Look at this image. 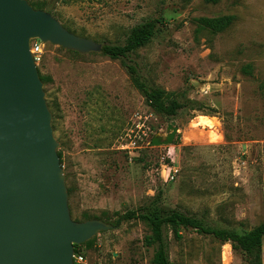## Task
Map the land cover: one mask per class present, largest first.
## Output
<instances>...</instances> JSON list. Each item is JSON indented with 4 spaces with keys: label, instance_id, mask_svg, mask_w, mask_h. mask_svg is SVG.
Segmentation results:
<instances>
[{
    "label": "rangeland",
    "instance_id": "1",
    "mask_svg": "<svg viewBox=\"0 0 264 264\" xmlns=\"http://www.w3.org/2000/svg\"><path fill=\"white\" fill-rule=\"evenodd\" d=\"M28 1L100 43L123 42L136 24L159 20L152 40L130 59L150 85L178 93L184 104L174 117L159 113L120 59L43 42L36 64L47 78L71 216L116 226L78 247L85 264H152L148 223L115 222L159 192L166 208L212 226L245 232L264 222V0ZM220 15L235 16L224 31L201 26L199 18ZM197 114L217 118L220 139L210 142L208 129L189 126ZM170 124L178 129L173 142L153 145L172 132ZM134 140L139 148H131ZM163 230L171 264H243L213 235Z\"/></svg>",
    "mask_w": 264,
    "mask_h": 264
},
{
    "label": "water",
    "instance_id": "2",
    "mask_svg": "<svg viewBox=\"0 0 264 264\" xmlns=\"http://www.w3.org/2000/svg\"><path fill=\"white\" fill-rule=\"evenodd\" d=\"M79 53L102 43L78 35L28 0H0V264H76L75 244L116 227L72 218L53 114L31 41ZM153 145L169 144L177 127Z\"/></svg>",
    "mask_w": 264,
    "mask_h": 264
},
{
    "label": "trees",
    "instance_id": "3",
    "mask_svg": "<svg viewBox=\"0 0 264 264\" xmlns=\"http://www.w3.org/2000/svg\"><path fill=\"white\" fill-rule=\"evenodd\" d=\"M206 1L210 3L218 2V0ZM32 4L37 8H44L43 4ZM234 19V15H220L201 17L199 21L201 26L213 32H221L227 29L233 23ZM158 23L159 20L152 19L136 24L132 27L123 42L102 43L101 54L107 55L112 59H120L123 66L127 69L133 84L142 92L146 102L157 112L174 117L184 107L179 94L159 86L150 85L141 72L139 63L130 59V56L136 50L152 40L156 33ZM243 70L245 73L252 74V66L249 64L245 65ZM41 78L44 82L47 79L43 75H41ZM263 84L264 82L261 86ZM58 153L62 162V152L59 151ZM69 193H72L71 188H69ZM103 220L106 221V219ZM131 220L145 221L151 228V234L146 236L145 242L148 246L154 247L152 264H171L168 259V243L163 230L164 225H168L177 236H179V228L181 226L191 227L200 233L213 235L223 242H229L233 251L241 256L243 264H263L264 222L245 232H239L235 228L212 226L199 217L188 215L179 210L166 208L162 204L160 192L149 202L137 208L130 209L125 213H118V218L115 223L118 225L121 221ZM106 222L110 223V221ZM93 241L94 238L85 242V244L91 246ZM80 245H74L75 253H80L78 250Z\"/></svg>",
    "mask_w": 264,
    "mask_h": 264
},
{
    "label": "clouds",
    "instance_id": "4",
    "mask_svg": "<svg viewBox=\"0 0 264 264\" xmlns=\"http://www.w3.org/2000/svg\"><path fill=\"white\" fill-rule=\"evenodd\" d=\"M203 91H207L204 89ZM219 121L215 116H209L206 114H197L190 121V127L192 128H206L209 130L210 142H216L220 137L217 134L216 128L218 127Z\"/></svg>",
    "mask_w": 264,
    "mask_h": 264
},
{
    "label": "built area",
    "instance_id": "5",
    "mask_svg": "<svg viewBox=\"0 0 264 264\" xmlns=\"http://www.w3.org/2000/svg\"><path fill=\"white\" fill-rule=\"evenodd\" d=\"M43 42L40 41L39 39H33L31 41V51L33 52V55L35 57V60H39L41 57V54L43 52V48H42ZM136 141H131V148H139L138 145H136ZM74 261L76 264H85L86 263V259L85 256L82 253H75L74 254Z\"/></svg>",
    "mask_w": 264,
    "mask_h": 264
}]
</instances>
